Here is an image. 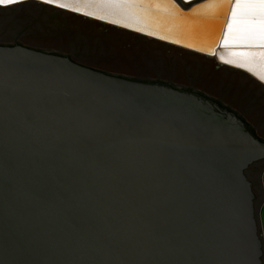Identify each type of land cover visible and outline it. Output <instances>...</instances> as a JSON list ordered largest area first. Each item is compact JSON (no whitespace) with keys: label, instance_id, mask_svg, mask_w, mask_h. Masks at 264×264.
Masks as SVG:
<instances>
[{"label":"water","instance_id":"obj_1","mask_svg":"<svg viewBox=\"0 0 264 264\" xmlns=\"http://www.w3.org/2000/svg\"><path fill=\"white\" fill-rule=\"evenodd\" d=\"M34 1L213 57L264 85L221 58L264 72V44L225 39L234 17L258 19L237 0L227 19L192 14L201 0H168L176 8L150 31L82 0ZM262 158L248 124L197 93L0 44V264H262L264 201L258 234L245 173Z\"/></svg>","mask_w":264,"mask_h":264},{"label":"rangeland","instance_id":"obj_2","mask_svg":"<svg viewBox=\"0 0 264 264\" xmlns=\"http://www.w3.org/2000/svg\"><path fill=\"white\" fill-rule=\"evenodd\" d=\"M14 43L68 56L109 74L200 92L232 110L264 141V85L213 57L34 0L0 6V44ZM263 172L264 158L246 169L258 234ZM261 259L264 264V246Z\"/></svg>","mask_w":264,"mask_h":264},{"label":"bare ground","instance_id":"obj_3","mask_svg":"<svg viewBox=\"0 0 264 264\" xmlns=\"http://www.w3.org/2000/svg\"><path fill=\"white\" fill-rule=\"evenodd\" d=\"M81 2L83 6L87 5L86 8L98 16L147 31H150L148 27H160L165 25L166 22L165 14L168 9V0H82ZM200 2L213 4L216 1L201 0ZM232 2L233 0H228L226 7L215 9L218 18L223 14L224 19H227ZM236 8H244L242 10L243 13H250V11L258 13V19L248 20L244 17H234L231 28L228 27L227 34H225V39L237 43L264 44V14H262V10L259 7L252 8L247 6L243 0L240 6ZM221 58L230 63L248 66L259 78L264 76L263 71L253 68L249 63H245L237 56L231 57L226 54Z\"/></svg>","mask_w":264,"mask_h":264},{"label":"snow or ice","instance_id":"obj_4","mask_svg":"<svg viewBox=\"0 0 264 264\" xmlns=\"http://www.w3.org/2000/svg\"><path fill=\"white\" fill-rule=\"evenodd\" d=\"M23 0H0V5H8V4H18L22 3ZM45 3H51V0H43ZM244 3L247 4V6L256 8L259 7L262 10V14H264V0H243ZM228 3V0H216L215 3L213 4H202L198 6L197 8H194L192 10V14H200L202 12H206L208 9H213L211 15H215V9H219L221 7H226ZM241 3V0H237V5L236 7H239ZM169 7H172L173 9L176 8V5L174 4H169ZM63 7V5H61ZM233 17L236 15V8H233L232 11ZM229 28H231V24L228 25ZM251 71V69H249ZM260 79L264 81V76H261Z\"/></svg>","mask_w":264,"mask_h":264},{"label":"flooded vegetation","instance_id":"obj_5","mask_svg":"<svg viewBox=\"0 0 264 264\" xmlns=\"http://www.w3.org/2000/svg\"><path fill=\"white\" fill-rule=\"evenodd\" d=\"M21 45V46H24V45H22V44H18V43H14V44H12V45ZM2 45H5V44H2ZM25 47H27V46H25ZM30 48V47H29ZM32 49H34V48H32ZM38 50V49H37ZM187 90H189V91H192V92H194V93H197V94H199V95H201V96H203V97H205V98H207L208 100H210V101H212V102H214V103H217L221 108H223V109H227V110H229V111H232V110H230L228 107H226V106H224V105H222L220 102H218L217 100H215V99H213V98H210V97H208V96H206V95H204V94H202V93H200V92H196V91H193V90H191V89H187ZM233 112V111H232ZM254 132V131H253ZM252 165V164H251ZM245 173H246V170H245ZM247 176V175H246Z\"/></svg>","mask_w":264,"mask_h":264}]
</instances>
